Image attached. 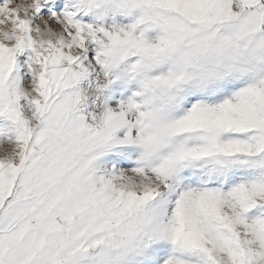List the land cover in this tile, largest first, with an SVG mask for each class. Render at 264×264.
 Segmentation results:
<instances>
[{
  "label": "snow or ice",
  "instance_id": "6c2138e0",
  "mask_svg": "<svg viewBox=\"0 0 264 264\" xmlns=\"http://www.w3.org/2000/svg\"><path fill=\"white\" fill-rule=\"evenodd\" d=\"M0 264H264V0H0Z\"/></svg>",
  "mask_w": 264,
  "mask_h": 264
}]
</instances>
